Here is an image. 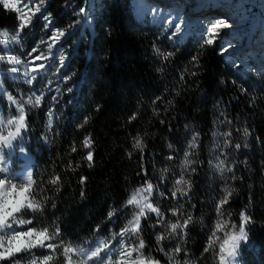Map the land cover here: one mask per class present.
I'll use <instances>...</instances> for the list:
<instances>
[{
    "label": "trees",
    "instance_id": "trees-1",
    "mask_svg": "<svg viewBox=\"0 0 264 264\" xmlns=\"http://www.w3.org/2000/svg\"><path fill=\"white\" fill-rule=\"evenodd\" d=\"M66 6L67 0H48L44 12L51 14L55 25L65 28L72 23ZM87 10L89 20L83 18L61 42L67 54L60 72L71 79L63 78L60 95L65 104L57 113L50 144L39 140L46 121L45 107L31 112L28 136L37 150L34 175L45 180L57 172L63 175L58 193L49 186L47 194L57 207L49 204L41 224L58 218L68 238L90 242L95 225L103 227L110 208H120L127 194L141 183L136 176L141 151L133 147V138L143 137L144 163L152 176L158 177L165 168L171 173L167 182L171 189L179 178L183 151L172 153L167 145L186 148L192 133L199 132L200 146L191 157L197 172L185 177L193 184L188 203L197 204L195 216L203 218V223L195 222L189 230L187 244L193 264H214L208 254H200L216 219L214 199L225 184L235 190L225 211L238 222L239 212L247 205L252 216L247 226L249 240L242 245L239 259L243 264H264V74L233 67L214 44L205 45L193 35L171 43L148 19L135 18L132 0H99ZM17 25L16 12L0 5V33ZM153 44L163 52L174 51L175 56L170 62L162 61L153 52ZM193 55L200 58L195 69L190 64ZM160 68L163 71H157ZM185 68L198 74L186 75L181 81L179 73ZM2 88L13 95L28 89L10 82H4ZM157 96L161 99L154 104ZM0 104L4 105L3 98ZM134 113L136 119L129 121ZM81 124L84 126L78 127ZM88 134L94 139L92 168L83 160L87 150L80 143ZM226 140L231 141L230 146H224ZM73 141L76 153L69 152ZM237 143L239 149L234 147ZM129 152L133 153L131 159ZM222 152L230 172L221 174L207 163L201 165L216 156L224 159ZM170 153L176 156L174 161L166 159ZM69 160L80 163L75 173L64 171ZM80 175L88 177L83 197ZM160 203L166 206L168 201ZM131 214V208L121 211L118 220L108 222L107 229L96 235L118 230ZM152 223L151 218L143 223V236L150 247L155 240ZM34 251L39 255L43 250Z\"/></svg>",
    "mask_w": 264,
    "mask_h": 264
},
{
    "label": "snow or ice",
    "instance_id": "snow-or-ice-1",
    "mask_svg": "<svg viewBox=\"0 0 264 264\" xmlns=\"http://www.w3.org/2000/svg\"><path fill=\"white\" fill-rule=\"evenodd\" d=\"M44 4L45 0H39L38 3L32 0L31 6L29 0H0V5L5 9L20 13L18 25L11 29L14 34L9 36V31L0 33L4 37H9L3 41L5 46L9 43L21 44L24 35L27 34L26 30L32 25L33 17L37 13L41 14L44 29L50 33L34 46H30L29 51L23 53L25 59L0 54V62L14 65L6 71L19 73L23 69L27 85H33L34 82L39 83L38 76L42 71H47L46 62L55 58L54 48L60 47L58 42L80 23L77 20L65 28L54 27L55 22L51 14L44 15L41 11ZM152 11L156 12L157 9L153 8ZM76 15L87 21L90 13L85 6H80ZM184 24L183 17L179 18V22L169 20L168 27L173 29L171 36L181 33ZM210 24L211 26L205 29L207 34L205 45H212L220 36L222 29L233 27L225 20L210 22ZM5 50V48H0V52ZM220 51L225 52L227 49L221 48ZM153 52L164 62H170L175 56L174 51L163 52L156 44H153ZM65 59L64 55H59L61 66ZM38 61L43 62L37 63ZM190 64L193 69L197 68L200 65V58L193 55L190 58ZM56 70L60 71L59 68ZM157 71H163V68ZM197 74V71L189 72L185 68L179 73V79L184 81L186 75L196 76ZM63 78L71 79L69 76ZM241 90L244 91V89ZM67 91L72 92V88H67ZM29 93L17 91L16 95H13L0 88V95L6 94V103L0 105V264H193L187 244L189 230L195 222L203 223V218L198 219L195 216V213L199 211L197 204L188 203L192 198L190 193L193 184L191 179L185 177L197 172V167L194 166L195 161L191 157L195 155L196 149L200 146V133H192L186 148L177 150L171 143L167 145L172 153L178 154L179 151H183L179 178L175 179L171 189L167 188L166 183L170 182L168 169H162L158 177L152 176L144 163V139L141 136L133 138V147L141 151L138 158L139 171L136 173L141 183L127 194L128 198L120 208L115 206L110 208L103 227L101 224L95 225L90 242H77L67 237L58 218L53 219L50 224H41L40 218L44 216L49 204L53 209L57 207L53 197L47 194L50 190L49 186L58 193L63 186V175L57 172L45 180L35 176L32 170L19 172L11 166V151L31 131V112L34 109L42 106L47 109L46 121L40 137L49 144L52 142L54 121L57 115L55 105L59 101L56 96H53L52 102L47 103L44 91L36 87L30 88ZM26 95L27 99H25ZM160 99L161 97L157 96L153 103L155 104ZM5 112L7 115L4 114ZM135 119V113L129 117V121ZM87 123L88 117H85L84 124ZM159 123L165 124V121L160 120ZM84 124L78 127L82 128ZM166 127L170 126L166 125ZM245 134L247 135V129H245ZM226 135L231 136V133ZM80 143L82 148L87 150L83 160L86 161L88 168H92L95 163L92 135L88 134ZM230 145L231 141L226 140L224 146ZM234 147L239 149L241 145L237 143ZM20 151L24 149L21 148ZM77 151V144L73 141L69 146V152L76 153ZM127 155L131 159L133 153L129 152ZM222 155L225 156L224 159L216 156L211 160L201 161V165L207 163L221 174L230 172L232 169L225 162L226 154L222 152ZM166 159L174 161L176 156L170 153ZM79 168V162L74 164L69 160L64 171L75 173ZM87 181V176H79L81 197L85 195ZM162 187L163 191H161ZM234 191L225 184L214 199L216 219L209 229L203 251L200 254L201 257L208 254L214 264H239L242 242L249 240L247 226L252 223V216L249 214L247 205L239 212L238 222L232 219L231 212L225 211ZM161 200L169 203L165 206L160 203ZM128 208L132 210L131 217L118 230H110V235L105 239H100L96 235L107 229L108 222L118 220L121 211ZM25 216L31 218L25 219ZM149 218L154 220L150 227L155 233L154 246L151 247L143 236V223ZM37 225L40 226L37 227ZM36 249L43 251L37 255L34 251Z\"/></svg>",
    "mask_w": 264,
    "mask_h": 264
},
{
    "label": "rangeland",
    "instance_id": "rangeland-1",
    "mask_svg": "<svg viewBox=\"0 0 264 264\" xmlns=\"http://www.w3.org/2000/svg\"><path fill=\"white\" fill-rule=\"evenodd\" d=\"M47 1L48 0H45V4L41 9L44 15H48L44 12ZM167 1L168 0H132L134 16L138 20H140V18L142 20L145 18L148 19L162 30L161 34H164L171 43L184 40L190 35H193L201 41H205L207 39L205 29L211 26L210 22L225 20L233 25V27L230 29H222L220 36H218L213 43L218 53L222 54L224 59L231 63L233 67L240 68L243 72L264 74V0H171L176 1L178 5L174 7L170 4L172 2H170L167 4V7L171 8V12H162L161 7L156 5L166 4ZM35 2L38 3L39 0H35ZM98 2L99 0H67L66 10L68 15L70 14L69 16L72 18L70 21L73 23V21L78 20L80 23L76 26L81 25L83 17L76 15L78 8L80 6H85L88 9L92 7L94 3ZM29 4L30 6L32 5V0H29ZM227 5H229V8ZM153 8H156L157 11L153 12ZM172 11L175 13H172ZM19 15L20 13L16 12L18 23ZM161 17H163V19H161ZM180 17H183L185 20L183 31L177 34V36H171L173 29L168 27V21L173 20L179 22ZM43 25L44 21L41 14L37 13L36 16L33 17L32 25L26 30L27 34L24 35L21 44L9 43V45L5 46L3 41L9 39V37L2 36L0 48H5L6 50L0 52V54L5 56L14 55L21 59H25L23 53L29 51L30 46H34L41 38H46L47 35H50V33L44 29ZM54 27L59 26L54 24ZM4 31H9V36L14 34L9 29H4L3 32ZM63 39L64 37L58 42L60 47L58 49L54 48L55 58L46 62L47 71H42L40 76H38L39 83L34 82L33 85H27L24 80L23 69L19 73H12L6 71V69L14 65L0 62V88L3 87L4 82L5 84L10 82L21 86H27L28 89L26 94H30L29 89L33 87L39 88L41 91L47 90L50 94L47 103H51V98L56 96L59 103L55 105V112L61 113L59 109L65 104V98H62L60 95L61 85L64 79L61 72L56 69L61 68L59 55L62 54L66 56L67 54V49L61 46ZM221 48H226L227 51L221 52ZM40 62L43 61H38L37 63ZM48 79L51 81L49 85L47 84ZM37 94H39V92H37ZM0 98H2L1 95ZM25 99H27V95ZM34 140L37 142V139ZM40 140L43 141L41 137ZM12 162L14 164L13 169L18 171L21 163L16 158H12ZM168 175L170 177L171 173ZM161 191H163V189H161ZM109 235L110 232L105 235L102 234L100 239H105ZM242 245L246 246L247 242H242ZM239 264H243L240 259Z\"/></svg>",
    "mask_w": 264,
    "mask_h": 264
},
{
    "label": "bare ground",
    "instance_id": "bare-ground-1",
    "mask_svg": "<svg viewBox=\"0 0 264 264\" xmlns=\"http://www.w3.org/2000/svg\"><path fill=\"white\" fill-rule=\"evenodd\" d=\"M170 2H172V3H170ZM168 3H170V4H172V6H176V5H178V3L176 2V1H171V0H168L167 2H166V4L165 3H163V4H158V5H156V6H160L161 7V9H162V12H165V11H170L171 12V8L170 7H167V4ZM227 7L229 8V5H227ZM198 11V10H197ZM172 13H175L174 11H172ZM245 43V42H244ZM49 79H48V82H47V84L49 85L50 83H49ZM47 89V88H46ZM44 91V95H45V97H46V102H47V100H48V97H49V92L47 91V90H43ZM1 97L3 98V104H5L6 103V98H4L3 97V95H1ZM1 105V104H0ZM46 108H45V112H46ZM5 115H7V113L5 112L4 113ZM58 117H59V114H57L56 115V118H55V121L58 119ZM46 118V117H45ZM55 121H54V124H55ZM29 134V133H28ZM27 134V135H28ZM40 140V139H39ZM37 142H39L38 140H37ZM43 143H45V141L43 140ZM32 152V151H31ZM25 170H28V169H25ZM25 170H22L21 172H24Z\"/></svg>",
    "mask_w": 264,
    "mask_h": 264
}]
</instances>
